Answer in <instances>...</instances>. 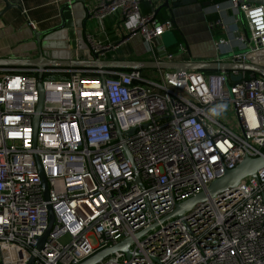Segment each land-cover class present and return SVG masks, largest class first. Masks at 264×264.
Instances as JSON below:
<instances>
[{"label":"built area","instance_id":"2783aa9c","mask_svg":"<svg viewBox=\"0 0 264 264\" xmlns=\"http://www.w3.org/2000/svg\"><path fill=\"white\" fill-rule=\"evenodd\" d=\"M228 4L245 20L239 40L248 49L232 62L251 63L264 50V6ZM141 5L97 0L88 12L100 24L112 16L126 24L129 34L114 49L140 36L148 60L176 61L161 41L174 30L172 19L144 15ZM214 8L225 9L222 2ZM217 28H224L220 20L211 24ZM85 38L88 52L106 60L112 48ZM15 71L0 68V264H82L154 226L134 239L130 256L115 252L98 264H264V168L183 218H167L246 156L264 157L263 78L248 71L46 68L42 78L35 69ZM213 110L234 112L239 129ZM49 205L55 222L37 250Z\"/></svg>","mask_w":264,"mask_h":264},{"label":"crops","instance_id":"0c3cea01","mask_svg":"<svg viewBox=\"0 0 264 264\" xmlns=\"http://www.w3.org/2000/svg\"><path fill=\"white\" fill-rule=\"evenodd\" d=\"M7 1L13 7L0 19V58L34 59L39 57L41 50L34 32L45 33L60 27L64 4L74 0ZM96 1L86 0L88 11ZM221 2L225 9L217 13L214 8L216 2L209 7L204 6L203 1H198L196 4L176 9H159L165 4V0H142L141 12L145 15L155 10L160 20L172 19L174 30L165 32L161 41L165 47L173 44L166 48L176 54V62L233 63V54L248 51L246 44L239 40L246 31V23L238 11L229 7L228 0ZM5 8L4 0H0V12ZM214 16L222 22L223 29H211V24L215 21L209 18ZM64 17L65 26L62 29L41 37L43 51L76 53L78 50L79 54L86 57L89 48L85 37L89 35L97 43L112 48L105 53L106 60H148L146 47L140 36L130 39V42L120 45L119 48H113L119 46L123 37L129 34L126 24L120 23L118 16L106 18L102 24L91 18L86 22V12L73 5L64 10ZM78 31L81 36H78ZM169 32L173 33L174 37ZM219 39L226 40L227 44L217 49L215 43ZM181 47L185 48L186 53H183ZM250 61L264 67V50L253 56Z\"/></svg>","mask_w":264,"mask_h":264},{"label":"water","instance_id":"95a60500","mask_svg":"<svg viewBox=\"0 0 264 264\" xmlns=\"http://www.w3.org/2000/svg\"><path fill=\"white\" fill-rule=\"evenodd\" d=\"M198 1H203L204 6H211L213 2L224 1V0H165V4L159 9H176L181 6H187L198 3ZM6 8L4 11L0 12V19L5 12L11 9L10 3L4 0ZM239 5L247 4H257L264 6V0H238ZM75 5L76 8H80L83 12H86V22L90 19L88 12V7L86 6V0H74L72 2L64 4L61 10L62 25L53 30L47 31L45 33H40L35 31L34 35L37 44H39L41 50L39 57L34 59H19V58H0V68H26L35 69L39 72V77L42 78V73L46 68H64V69H97V70H109V71H130V70H174L180 73L184 72H224L233 73L238 71H248L254 73L256 76L264 79V67L260 65H255L253 63L247 64H236V63H209V62H154L150 60H104L100 58V53L98 52H88L89 54L85 57L84 55L77 54L73 51H43L41 42V37L48 35L65 26L64 10L70 6ZM17 9L22 10L20 7ZM231 80L233 82H239L241 77H235L231 75ZM39 90L41 93L40 102L38 105V111L41 110L43 104V90L42 86L39 85ZM38 116L34 118V129L37 132ZM264 168V157L250 158L246 156L238 166L233 170H225L223 174L215 180L206 191L181 202L176 205L174 210L168 215L170 218H183V216L192 210L197 204L206 202L209 198H217L220 194L226 191L236 190L239 185L245 179L252 177L256 178L257 173ZM39 171L42 180V186L45 192V199L49 202V185L48 181L42 171L39 164ZM49 209V226L45 232V235L40 239L37 246V250H41L45 246L46 238L51 232L55 217L52 206H48ZM155 227V226H154ZM151 227L148 230L137 233L134 237H128L125 240L117 243L116 245L101 251L89 260L83 262L82 264H98L100 261L104 260L106 257L114 254L115 252H121L130 256V246L134 243V239L141 238L149 230L153 229ZM32 260L28 263L31 264Z\"/></svg>","mask_w":264,"mask_h":264},{"label":"rangeland","instance_id":"374dc122","mask_svg":"<svg viewBox=\"0 0 264 264\" xmlns=\"http://www.w3.org/2000/svg\"><path fill=\"white\" fill-rule=\"evenodd\" d=\"M80 27H81V26H80ZM77 34H78V36H79V35L81 36L80 31H78ZM169 34H171L172 37H174L173 33H170V32H169ZM136 37H139V36H134V37L131 38V40H132L133 38H136ZM81 38H82V37H81ZM81 38H80V39H81ZM131 40H130V41H131ZM130 41H129V42H130ZM78 42H80V41H78ZM172 45H173V44H171L170 46H167V45H166V47H171ZM77 46H78V43H77ZM124 57H125V56H124ZM16 70H17V71H15V72H13V73H17V72H19V70H22V71H23V70H26V68H16ZM146 72H147V74H148L149 76L152 75V72H151V71L146 70ZM212 113L216 114V115L219 116V117H223L222 120H225L226 118L229 119L230 122L228 123V126L231 127L232 129H234V130H238V129H239L237 117H236V115L234 114V112H232L231 110H224V111H223V110H213ZM69 240H70L69 235H64V236L61 238V242H62L63 244L68 243ZM90 241H91V243L95 246V239H94L93 236L90 237ZM0 259H1V251H0Z\"/></svg>","mask_w":264,"mask_h":264},{"label":"trees","instance_id":"16d2710c","mask_svg":"<svg viewBox=\"0 0 264 264\" xmlns=\"http://www.w3.org/2000/svg\"><path fill=\"white\" fill-rule=\"evenodd\" d=\"M221 1H216V3H220ZM211 21H216V19H217V16H214V17H211V18H209ZM207 73H211V74H213V73H220V72H207Z\"/></svg>","mask_w":264,"mask_h":264},{"label":"clouds","instance_id":"9594fccd","mask_svg":"<svg viewBox=\"0 0 264 264\" xmlns=\"http://www.w3.org/2000/svg\"><path fill=\"white\" fill-rule=\"evenodd\" d=\"M205 73H207V72H205Z\"/></svg>","mask_w":264,"mask_h":264}]
</instances>
